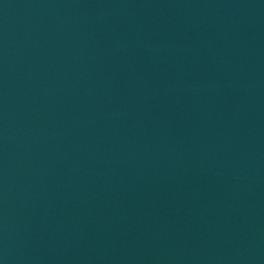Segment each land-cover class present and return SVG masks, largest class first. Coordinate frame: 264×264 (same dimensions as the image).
Wrapping results in <instances>:
<instances>
[{"label": "water", "instance_id": "95a60500", "mask_svg": "<svg viewBox=\"0 0 264 264\" xmlns=\"http://www.w3.org/2000/svg\"><path fill=\"white\" fill-rule=\"evenodd\" d=\"M0 264H264V0H0Z\"/></svg>", "mask_w": 264, "mask_h": 264}]
</instances>
